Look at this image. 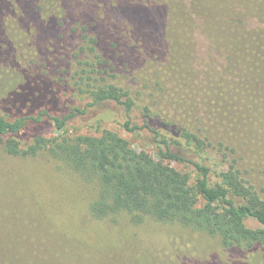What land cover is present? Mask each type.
<instances>
[{
    "label": "trees",
    "instance_id": "1",
    "mask_svg": "<svg viewBox=\"0 0 264 264\" xmlns=\"http://www.w3.org/2000/svg\"><path fill=\"white\" fill-rule=\"evenodd\" d=\"M243 2L226 40L209 0H0V64L13 22L38 46L0 95V153L46 152L96 183L95 220L177 223L263 264L264 10ZM112 109L151 151L98 130ZM91 112L96 134L69 132Z\"/></svg>",
    "mask_w": 264,
    "mask_h": 264
},
{
    "label": "rangeland",
    "instance_id": "2",
    "mask_svg": "<svg viewBox=\"0 0 264 264\" xmlns=\"http://www.w3.org/2000/svg\"><path fill=\"white\" fill-rule=\"evenodd\" d=\"M209 2L218 7L222 38L234 39V23L242 15L241 0ZM258 2L264 10V0L243 3L254 12L253 5ZM34 32L33 26L25 29L19 22L11 24L7 38L14 60L11 66L0 64V95L16 86L20 68L27 69L37 62ZM112 111L115 115L109 113L110 118L100 122L98 130L111 129L133 146L151 151L145 142L122 129L116 122L121 114L116 109ZM95 115L91 112L70 124L69 132L96 134ZM49 127L43 125L45 131ZM255 181L261 185L259 174ZM96 194V183L84 180L46 152L36 156L1 152L0 235L8 242L4 251L11 263L252 264L250 254L225 249L217 236L177 223L148 218L134 224L126 215L95 220L89 215V204ZM255 264H261L260 260L256 259Z\"/></svg>",
    "mask_w": 264,
    "mask_h": 264
}]
</instances>
